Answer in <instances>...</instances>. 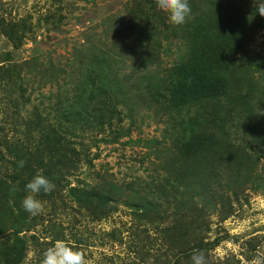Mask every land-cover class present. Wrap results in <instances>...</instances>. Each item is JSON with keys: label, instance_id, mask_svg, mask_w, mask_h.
I'll return each mask as SVG.
<instances>
[{"label": "rangeland", "instance_id": "rangeland-1", "mask_svg": "<svg viewBox=\"0 0 264 264\" xmlns=\"http://www.w3.org/2000/svg\"><path fill=\"white\" fill-rule=\"evenodd\" d=\"M189 3L175 26L156 0H0V264H39L57 239L90 264L264 251V0H227L246 33L224 51L227 99L202 107L217 145L195 164L171 90L211 7ZM41 171L55 189L31 216Z\"/></svg>", "mask_w": 264, "mask_h": 264}, {"label": "trees", "instance_id": "trees-1", "mask_svg": "<svg viewBox=\"0 0 264 264\" xmlns=\"http://www.w3.org/2000/svg\"><path fill=\"white\" fill-rule=\"evenodd\" d=\"M208 1L211 11L205 21L197 19L199 28L193 33L190 61L187 60L182 64L180 78L176 80L171 90L173 96L171 99L175 103V108L180 110L185 108L187 112L186 118L178 119V126L185 124L192 134L187 138L183 148L187 150V159L193 164L196 161L207 163L208 154L217 145L214 130L210 132L205 126L208 112L205 113L203 108L209 107L208 104L212 106L214 102L221 103L222 99H227L226 80L223 76L226 71L224 66L227 64L224 51L237 41V38L243 37L247 25V20L241 17L242 14L238 11H230L231 6L227 0ZM193 107H197L194 113L197 118L188 116V110ZM200 119L202 121L196 124L195 122ZM60 142L61 140L57 142L59 148L50 149L51 153H60ZM66 155L69 156L67 151L61 154V156ZM207 167L208 164L204 166L206 169ZM193 178L187 179L188 189L195 190L199 184Z\"/></svg>", "mask_w": 264, "mask_h": 264}, {"label": "clouds", "instance_id": "clouds-1", "mask_svg": "<svg viewBox=\"0 0 264 264\" xmlns=\"http://www.w3.org/2000/svg\"><path fill=\"white\" fill-rule=\"evenodd\" d=\"M157 7L168 14L169 22L175 26L186 24L192 18V9L189 0H156ZM256 11L264 16V3H256ZM264 114V113H261ZM25 162L20 161L19 167H24ZM55 189V184L41 172L26 184L29 193L22 201V206L31 216H37L44 212V203L37 198L40 193L50 194ZM12 191H16L15 187ZM212 253L205 251L194 252L191 256V264H213ZM217 259H222L218 254ZM39 264H90L85 252L75 249L65 240L57 239L42 254ZM247 264H264V251H257Z\"/></svg>", "mask_w": 264, "mask_h": 264}]
</instances>
